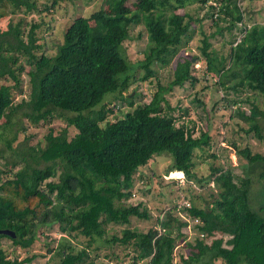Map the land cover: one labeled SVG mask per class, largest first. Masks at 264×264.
<instances>
[{"label":"trees","instance_id":"obj_1","mask_svg":"<svg viewBox=\"0 0 264 264\" xmlns=\"http://www.w3.org/2000/svg\"><path fill=\"white\" fill-rule=\"evenodd\" d=\"M60 1L65 0H0V17L22 13L17 20L11 17L7 29H0V78L5 81L0 84V119L4 113L10 120L20 112L32 124L50 123L55 117L66 121L59 133L49 130L44 146H29L18 154L20 161L0 167V229L16 234L14 238L0 234V264L34 260L38 255L7 258L1 240L8 238L28 249L37 241L38 229L46 225H56L63 234L52 249L57 259L46 264H95L87 248L76 247L68 239L76 232L97 246L133 244L136 254L127 264L144 258L150 264H172L177 239L187 223L174 216L171 208L159 211L157 227L144 232L126 228L122 236L104 237L109 222L150 219L139 204L122 202L132 196L135 181L147 177V185L152 186L155 157L169 155L168 172L183 170L189 180H197L194 150L209 146L211 140L207 131L196 135L192 121L190 125L179 122L172 113L176 107L167 98L175 87L198 82L191 58L178 59L167 82L161 81L158 72L168 69L176 49L193 32L191 22L201 27L209 20L211 33L199 29L205 72L219 77L215 84L225 90L224 100L250 103L249 110L236 108L235 113L264 140L257 121L264 119V109L251 99L260 97L264 102V22L250 21L246 29L241 11L245 2L264 0H116L110 8L74 18L55 55L37 54L41 43L36 29L43 21L29 22L27 15L41 16ZM194 3L204 10L202 18L188 11ZM238 23L244 35L227 55L217 56L209 39L224 29L231 32ZM139 25L145 27L147 44L143 59L132 63L123 43L130 38V28ZM25 63L29 92L21 78ZM152 78L156 81L149 101L118 114L113 102L105 100L107 93L119 92V96L135 82L153 83ZM183 111L186 115L188 109ZM69 127L76 130L72 137H68ZM238 152L248 171L241 175L229 167L212 168L210 179L217 189L212 204L201 208L190 202L183 207L192 219H199L194 227L205 237L196 235L194 243L184 242L188 253H181L182 264H214L217 259L223 264H264V200L260 211L249 203L252 176L256 172L264 180V154L253 153L247 146ZM40 162L44 166H38ZM53 206L60 211L54 212Z\"/></svg>","mask_w":264,"mask_h":264},{"label":"rangeland","instance_id":"obj_2","mask_svg":"<svg viewBox=\"0 0 264 264\" xmlns=\"http://www.w3.org/2000/svg\"><path fill=\"white\" fill-rule=\"evenodd\" d=\"M45 1V0H39ZM116 0H65L60 1L50 12H43L38 16L36 12L27 15V20L30 22L32 19L39 21L41 24L36 29L38 43H41V51H45L50 56L55 55L59 44L63 40V35L69 24L77 16H87L91 12L98 10L101 7L110 8ZM188 11L197 18L203 17L204 10L199 6V3L192 4ZM244 22L248 29L250 21L264 22V3L263 2H245L241 6ZM22 14V13H20ZM19 13L15 15H7L0 18V29H7L9 20H17ZM193 32L183 40L182 44L176 49L168 69L159 70L162 82H167L172 78V71L175 67L176 61L183 56L191 58L192 61V74L198 78V82L191 86L186 83L183 87H175L170 94H167L169 104L176 107L173 111V116L179 122L190 125L193 122L195 134L207 131L211 140L209 146H204L194 150L193 162L194 170L197 175V180L192 179V183L186 182L185 185L178 186L174 183H168L163 179V174L168 173V167L171 164V157L169 155H160L154 158L151 163V169L154 178L150 181L152 186L149 185L150 191L145 193L142 189H146L147 177L145 180H137L132 184V196L122 202L124 204L134 203L139 204L140 208H145L150 214V219H143L131 217L130 222L127 224H118L109 222L106 228L105 238H110L113 235L122 236L124 229L131 231L144 232L150 226L156 225V218L159 211L163 208H171L174 216L179 217L181 222L189 223L191 225V217L184 210L182 205L183 199L190 201L197 207H205L211 205L213 202V195H216L217 189L213 187L211 181L212 168L225 169L231 168L235 173L243 175L248 171V165L242 156L239 154L238 149L249 147L253 153L264 154V140L256 137L253 130H249L250 123L242 119L235 113L236 108L241 110H249L250 103H230L223 98L225 97V90L215 82L219 77L206 74L204 58L200 52L202 45V33L199 29L202 28L206 33H211L214 28L211 27L209 20H204L200 24L191 22ZM241 23L234 27L231 32L223 30L217 33L209 40L212 47L215 49L216 55H227L231 45H235L242 33L240 28ZM26 26V31L28 29ZM141 32L140 36L139 33ZM147 44V33L143 25L133 26L130 28V38L125 40L123 45L126 49L127 57L132 63L143 59L142 50ZM193 56H196V58ZM23 62V58L20 59ZM26 64V63H25ZM26 69L22 72L21 78L23 79V87L26 92H29V76ZM141 71V70H140ZM138 72V71H137ZM150 83L145 81L142 83H133L125 90L122 95L119 92H110L105 96V100L110 101L115 105V109L121 114L120 111L127 110L138 104L139 102L149 101L154 92L155 78H152ZM5 81L0 78V84ZM250 95L249 92L246 95ZM17 99V97H16ZM253 102L258 105L260 109H264V102L260 97H252ZM244 102V101H243ZM132 103V104H130ZM241 105V106H240ZM240 106V108H238ZM187 108L188 112L184 114L183 109ZM115 110V111H116ZM258 117L256 118V120ZM192 121V122H191ZM261 125V134L264 137V119L257 120ZM177 122V121H176ZM66 126V121L63 117H55L52 122L48 123L41 121L38 124H32L25 117H22L18 112L10 120L6 117L5 113L0 119V167L6 164H11L14 161H20V151L27 149L29 146H44V136L52 128L53 133H59ZM248 130V132H247ZM76 130L73 127L68 129V137H72ZM10 143V148L7 143ZM213 154H218L213 157ZM29 155H26L28 157ZM33 164V161L29 160ZM40 167L44 166L43 162L38 163ZM22 164L19 163L17 168ZM143 172H141L142 174ZM140 174V173H138ZM137 175V174H136ZM142 181V182H141ZM134 194V195H133ZM249 203L254 210L260 211V203L264 200V180L260 179L258 175L252 176L251 191L249 194ZM177 206L176 208H174ZM53 211H60L59 206H53ZM264 214V212H261ZM161 216V215H160ZM184 225L181 229V236L177 239V243L173 252L172 264H182L181 253H188L187 249L183 247L184 242L194 243L196 236V229L193 225L190 228ZM37 241L28 249L19 248L15 246L8 238H2L1 247L5 252L7 258L22 260L26 256L36 254L38 255L34 260L24 264H46L52 262L57 258L52 249L60 240L62 233L57 230L56 225H46L38 229ZM65 235V234H64ZM185 236V237H184ZM216 236L220 234L216 233ZM68 239L76 247H85L90 252L91 256L95 259V264H127L131 263L132 257L136 254L133 244H121L114 242L111 247L96 245L89 243L88 238L79 233H72L67 236ZM50 251H49V250ZM186 255V254H185ZM214 264H223V261L217 259L213 261ZM138 264H150L148 258L138 261Z\"/></svg>","mask_w":264,"mask_h":264},{"label":"built area","instance_id":"obj_3","mask_svg":"<svg viewBox=\"0 0 264 264\" xmlns=\"http://www.w3.org/2000/svg\"><path fill=\"white\" fill-rule=\"evenodd\" d=\"M242 36L243 35H241V37ZM239 39H238V41H239ZM164 179H166V180H172L173 179V180L176 181V183H177L178 186L185 185L186 182L192 183L191 180H188L186 178V175L183 172V170H179V171L177 170V171L170 172L168 175L164 176ZM181 206H183L184 208L185 207H189L190 206V202H188L187 200L183 199V202H182V205ZM197 223H199V219H197V218L192 219L191 218V225L195 226ZM187 224H188L187 227L190 228L191 225H189V223H187ZM158 229L160 230L161 229V226L158 227ZM196 235H199L200 237H205L204 233H199L197 230H196Z\"/></svg>","mask_w":264,"mask_h":264},{"label":"water","instance_id":"obj_4","mask_svg":"<svg viewBox=\"0 0 264 264\" xmlns=\"http://www.w3.org/2000/svg\"><path fill=\"white\" fill-rule=\"evenodd\" d=\"M0 234L7 235L12 238H14L16 235L15 232L11 229H0Z\"/></svg>","mask_w":264,"mask_h":264},{"label":"clouds","instance_id":"obj_5","mask_svg":"<svg viewBox=\"0 0 264 264\" xmlns=\"http://www.w3.org/2000/svg\"><path fill=\"white\" fill-rule=\"evenodd\" d=\"M173 171H177V170H173ZM173 171H169L168 173H166L164 176H166V175H168L170 172H173ZM179 171V170H178ZM184 172V171H183ZM164 176H163V179H164ZM187 178V177H186ZM188 179V178H187ZM164 180H166V179H164ZM189 180V179H188ZM167 181H170V182H174L175 184H177L176 183V181L175 180H167ZM192 181V180H191ZM182 186V185H181ZM190 202V201H189Z\"/></svg>","mask_w":264,"mask_h":264},{"label":"crops","instance_id":"obj_6","mask_svg":"<svg viewBox=\"0 0 264 264\" xmlns=\"http://www.w3.org/2000/svg\"><path fill=\"white\" fill-rule=\"evenodd\" d=\"M173 171V170H172ZM165 174H163L162 176H164ZM165 181H167V180H165ZM168 183H171L170 181H167ZM146 188H149V185L146 187Z\"/></svg>","mask_w":264,"mask_h":264},{"label":"flooded vegetation","instance_id":"obj_7","mask_svg":"<svg viewBox=\"0 0 264 264\" xmlns=\"http://www.w3.org/2000/svg\"><path fill=\"white\" fill-rule=\"evenodd\" d=\"M1 18V17H0Z\"/></svg>","mask_w":264,"mask_h":264}]
</instances>
